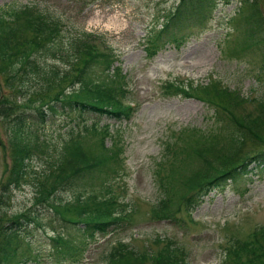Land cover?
<instances>
[{
  "label": "rangeland",
  "instance_id": "obj_1",
  "mask_svg": "<svg viewBox=\"0 0 264 264\" xmlns=\"http://www.w3.org/2000/svg\"><path fill=\"white\" fill-rule=\"evenodd\" d=\"M179 2L0 0V9L10 10L27 4L50 9L67 22L66 35L83 30L102 36L119 57L110 74L124 76V102L136 104L135 111L123 119L88 110L60 109L41 123L38 130L43 142L32 155L25 180L10 194L0 216L4 211L22 213L35 207L37 184L45 180L51 170H57L55 160L63 144L72 138V133H80L82 124L94 122L102 129L109 127L106 144L111 146L114 142L112 146L118 151V162L111 161L117 168L116 176L109 177L103 188L101 182L96 181L94 188L102 194H115V199L123 201L128 220L113 225L114 231L82 236L78 229L80 223L51 225L45 207L38 206L33 211L42 216L43 225H29L30 232L25 236L40 257L28 264H106L111 248L119 242L139 252H155L172 239L185 249L188 264H227L229 248L245 242L244 248L248 251L241 250L244 263L252 247L258 245L264 249L261 234L264 229V165L261 164L252 163L247 174L211 191L192 211V219L183 207L178 213L185 220L181 223L159 218L154 213L153 208L166 196L165 191L187 193L185 180H181L183 183L175 180L174 164L185 158L186 149L196 144L198 135L222 131L220 120L226 115L242 122L241 157L264 148V70L260 69L264 65V0L219 3L208 21V15H201L190 22L189 29H176L179 42L172 41L150 58L147 47L145 49L148 32L154 27L162 29ZM252 31L251 42L248 36ZM237 44L253 49L243 57L231 56L229 50ZM95 48L97 52L102 51V46ZM66 60L44 55L41 64L64 73L70 69ZM1 68L4 65L0 61V71ZM2 80L6 94L20 99L31 118H36L34 106L41 103L40 97L49 100L60 89L68 95L73 87L67 82L58 85L56 91L49 90L48 86L44 91H32L38 88L35 78L33 82H24L23 87L30 88L31 92L23 96L16 91L19 81L7 86L11 83L7 74H3ZM225 92L234 100L223 98ZM238 92L243 99L236 97ZM6 130L7 121L0 117V136L4 142H9ZM80 141L88 152L96 150L99 144L96 135L91 133L80 136ZM175 143L179 145L176 149L180 148L177 158L171 149V144ZM11 156L10 144H0V183L11 164ZM69 159L71 163L73 158ZM181 167L182 173H186L194 165L181 162ZM58 195L67 198L72 192L61 191ZM57 235H61L58 240ZM158 236L160 244L155 242Z\"/></svg>",
  "mask_w": 264,
  "mask_h": 264
},
{
  "label": "trees",
  "instance_id": "obj_2",
  "mask_svg": "<svg viewBox=\"0 0 264 264\" xmlns=\"http://www.w3.org/2000/svg\"><path fill=\"white\" fill-rule=\"evenodd\" d=\"M229 1L231 0H180L176 10L166 18L163 28L158 30L154 27L148 32L145 46L148 56L153 58L167 44L172 41L179 42L176 29L182 31L189 29L190 22L201 15H208L206 19L208 21L219 3ZM202 22L203 20L200 21ZM66 25L63 16L37 5L27 4L10 10L0 9V61L4 65L0 71V117L7 121L6 131L9 140L4 142L0 136V144L9 143L12 148L11 164L0 183V210L6 205L10 194L25 180L32 155L43 142L38 128L49 118V114L55 115L60 109L71 111L77 109L123 119L133 112L130 106L123 104L119 99V94L125 92L122 83L124 76L110 74L111 67L119 61L118 55L103 37L96 33L79 30L76 34L66 35ZM205 25L202 24V27H206ZM252 36L253 31L248 36L251 42ZM243 44L233 46L229 50L230 55L243 57L252 51V46ZM97 46H102V51L97 52L95 48ZM44 55L67 59L70 69L60 73L56 68L48 67V64L46 66L41 64V57ZM260 69L264 70V65H261ZM3 74H7L11 82L7 83V86H11L13 81H19V88L16 91L23 96L31 92L30 88L23 87L24 82L29 80L33 82L35 78L38 79V88L32 91H44L47 86L49 90L56 91L58 85L62 86L68 82L73 85L72 92L64 95V90L60 89L49 100L40 97L41 103L34 106L36 118H31L32 115H27L20 99L6 94V87L1 84ZM50 82L53 84L49 86ZM176 89L179 90V87ZM176 89L174 88L175 92H178ZM237 94L238 99H243L239 92ZM222 97L234 100V97L226 92ZM220 121L223 123L222 131L209 134L203 132L198 135L196 144L194 146L191 144V147L186 149L185 158L174 164L175 180L177 182L185 180L184 191L187 188V193L165 191L166 196L153 208L157 217L169 219L174 223L185 222L178 214L183 207L192 219V211L203 203L211 191L229 180L247 174L252 163L264 165V148L248 153L244 157L239 155L244 142L241 136L244 132L241 121L235 116L228 115ZM82 126L80 133L77 132L76 135L72 133V138L63 144L55 160L57 170H49L45 180L37 184L35 207L22 213L8 214L4 211L0 216V264H28L40 257L34 251L28 236H25L30 232L29 225L33 223L43 225L42 216L33 211L38 206L45 207L51 225L55 222L80 223L78 229L82 236L114 231L113 225H120L128 220L125 218L128 215L123 201L115 199V194L111 195L110 192L102 194L94 188L96 181L101 182L100 187L103 188L109 177L116 176L118 172L111 163L112 160L114 163L118 162V151L112 146L114 142L111 146L106 144L110 135L109 127L102 129L94 122L84 123ZM85 133L96 135L99 141L98 150L96 148L88 152L84 149L80 136ZM176 144H171V149L177 158L180 148L176 149L179 147ZM69 157L73 158L71 163ZM181 162L193 164L194 167L189 170L190 172L182 173ZM61 191H71L72 195L67 198L60 197L58 194ZM261 234L264 238V229ZM255 235L256 233L253 234ZM60 236L57 235L55 239L58 240ZM155 242L160 244L161 238L158 236ZM245 246L246 242L230 247L226 263L264 264V249L258 248V245L248 252V261L242 262L241 250L248 251ZM106 264H188V262L183 246L169 239L155 252H139L128 244L119 242L111 248Z\"/></svg>",
  "mask_w": 264,
  "mask_h": 264
}]
</instances>
